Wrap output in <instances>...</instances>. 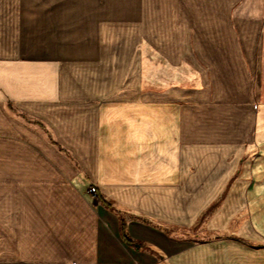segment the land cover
I'll use <instances>...</instances> for the list:
<instances>
[{
	"label": "rangeland",
	"instance_id": "1",
	"mask_svg": "<svg viewBox=\"0 0 264 264\" xmlns=\"http://www.w3.org/2000/svg\"><path fill=\"white\" fill-rule=\"evenodd\" d=\"M152 1L136 28L128 16L90 26L72 2L65 25L8 19L17 33L0 40L64 65L65 104L46 117L71 120L41 119L39 132L60 145L73 186L124 213L146 255L166 264L194 247L264 264V0L260 18L261 0H199L193 18Z\"/></svg>",
	"mask_w": 264,
	"mask_h": 264
},
{
	"label": "crops",
	"instance_id": "2",
	"mask_svg": "<svg viewBox=\"0 0 264 264\" xmlns=\"http://www.w3.org/2000/svg\"><path fill=\"white\" fill-rule=\"evenodd\" d=\"M174 1L181 17L193 18L195 11L199 14L194 10L199 0ZM72 2H78L81 19L95 27L98 18L128 16L136 28L153 10L152 0H0V34L17 33L8 26V19L30 17L39 20L38 27L41 19L62 18L58 24L65 25L73 11ZM121 3L127 5L128 14L120 13ZM162 3L160 9H164ZM259 10L252 18L261 17L263 0ZM13 49L0 40V264H158L146 255L152 252L150 247L131 238L127 222L128 235L138 247L123 239L115 212L116 216L112 215L99 200L91 203L84 188L70 183L73 175L66 168L65 157L39 132L38 124L45 125L41 119L60 129L71 120L69 116H52V124L46 117L65 104L61 99L67 91L58 88L64 65L23 59ZM19 117L30 118L32 127ZM98 192L109 203L102 191ZM215 254L193 247L166 264H227L217 263ZM234 263L247 264V260L240 258Z\"/></svg>",
	"mask_w": 264,
	"mask_h": 264
},
{
	"label": "trees",
	"instance_id": "3",
	"mask_svg": "<svg viewBox=\"0 0 264 264\" xmlns=\"http://www.w3.org/2000/svg\"><path fill=\"white\" fill-rule=\"evenodd\" d=\"M41 128V130L45 129V126L42 124V123H39L38 124ZM47 137L49 138L50 142L53 143L54 145H56L57 147H60V145L54 141L52 135L50 134V132H47ZM61 151L63 152H66L65 149H61ZM99 202L102 203V205H104L106 208H108L109 210L115 212L118 216H119V219H120V226H121V235L123 237V239L125 240L126 243H129L130 245H133V246H137L139 244H135L129 237L128 235V231H127V223H126V219L124 217V215L120 212V211H117L111 204L107 203L106 201H104L100 195H99Z\"/></svg>",
	"mask_w": 264,
	"mask_h": 264
},
{
	"label": "built area",
	"instance_id": "4",
	"mask_svg": "<svg viewBox=\"0 0 264 264\" xmlns=\"http://www.w3.org/2000/svg\"><path fill=\"white\" fill-rule=\"evenodd\" d=\"M90 194L93 196H97V189L95 187L90 188Z\"/></svg>",
	"mask_w": 264,
	"mask_h": 264
}]
</instances>
